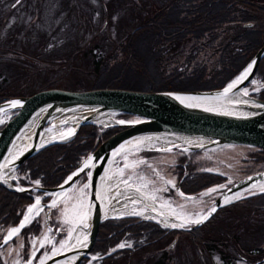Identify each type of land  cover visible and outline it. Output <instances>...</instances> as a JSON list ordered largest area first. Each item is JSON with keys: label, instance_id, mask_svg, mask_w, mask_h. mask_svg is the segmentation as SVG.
<instances>
[{"label": "rangeland", "instance_id": "1", "mask_svg": "<svg viewBox=\"0 0 264 264\" xmlns=\"http://www.w3.org/2000/svg\"><path fill=\"white\" fill-rule=\"evenodd\" d=\"M168 1L169 0H19L12 5L15 0H0V53H7L3 62H1L3 65L2 75L7 77L8 81L11 82L17 80L19 78V73L16 72V68L14 69V65H18L16 55L22 57V55L29 53V55H32L34 58L33 67L36 70V74L31 71H26V74H29L31 77L33 76V78L31 79V77H28L21 81L20 83L22 86H13L12 94L15 95L14 97L28 96L34 91L37 92L45 89L68 91L93 89V85H91V80L89 78L90 76L87 74L88 72L86 73L82 70L83 59L78 57V55L81 54L78 48L80 47L79 45L85 46L87 44L86 39L92 38V36H95L101 29L109 32L111 38L117 41L130 29L134 28L137 23L147 19ZM254 1L257 4H264V0ZM107 13L109 16H107ZM241 27L240 23L226 25L221 32L218 42L222 44L228 43L231 38L241 30ZM99 39L101 38L98 37L97 40ZM193 41L194 40L191 39L185 43L173 45L170 48L172 58L168 63L169 68L175 66V64H177L176 62L182 63L185 55L191 50ZM164 43H169V41H164ZM106 45L110 46L108 43H106ZM166 46H168V44ZM212 49H214L213 45L206 46L205 50L201 49V52L196 57L197 63L204 62L211 70L216 67L217 60V56L214 55ZM12 54L16 56V60L13 58ZM195 64L196 63L191 62L190 67ZM261 85L260 81L252 79L247 83L243 91L245 92V90H247L248 94L252 90L255 91V89L261 87ZM109 115L114 122H134L139 120L137 117L135 118L133 116L124 118L117 112L109 113ZM2 117L3 116L0 115V119ZM57 120L58 119L52 120L54 125L50 127V129L58 128L57 130L60 129V132H65L72 126L70 123L55 125ZM110 126L111 124L106 127ZM154 137L159 140L151 146L143 145L144 142H128L118 149L110 160L105 176L104 197L108 209L110 210L114 205L116 209L114 211L116 212L115 216H120L119 218L125 216L126 213L118 212V210L121 211L125 209L126 211H130L127 212V215L136 212L140 213L138 217L157 221H160L162 217V220L169 225L185 224V222L188 223V225L192 224L190 223L191 220L205 215L210 208V204L225 187L236 179H240L247 172V166L249 165L248 153L251 147L243 145H226L193 153L191 151L185 152L182 148L186 144L199 143L200 141L198 139L182 136L180 138H183V141L173 143L169 140L174 138L172 135ZM142 141H145V138ZM168 149H170V151H168ZM145 151L152 152V155H143L142 153ZM182 156L197 162V171L216 173L224 177V181L201 191L196 197L187 198L180 195L176 189L177 178L174 166L178 163L179 157ZM141 160L145 163H139ZM126 164L135 166L125 167ZM121 170H123V174H121ZM157 173H159V176ZM129 177H131V179H129ZM140 177H143V180H141ZM17 178L16 173H14L11 181L14 182ZM124 180H128L132 187L125 186L122 183ZM167 181H172V183H166ZM85 184H87L86 181L76 182L68 191H65L63 195L61 194L56 206L58 207L57 219L60 221L61 227L65 229L66 235L69 233V229H80V235L82 237L80 239H75L80 241L84 236L82 230L88 229L89 227V212L87 208L88 189H84L83 194L80 192ZM141 185H146V187H142L141 192H137L135 190L136 187ZM221 185H223V187H221ZM210 189H215V191L209 192ZM260 190L261 188H257L248 191L240 197L246 198L259 193ZM118 192L119 195L117 194ZM203 193H208V195H202ZM153 196L155 199L151 198ZM37 197H40L41 201L42 196L37 195L34 199H37ZM81 199L88 213L87 219L84 221V223L88 225L86 228H83V224L75 218V222L73 223H64V216L62 215L66 207L71 209L74 205H78ZM133 200H135L136 203H133ZM152 206L159 207L158 214L151 211ZM226 209L231 210L232 214L230 216H226L224 212L220 211L213 216L212 219L199 226L196 232L203 235L217 226H222L224 220L226 219L228 221L236 211L250 214L252 217L249 218V222L254 223L256 227L259 228L258 222L260 220L256 218V215L260 216V214L255 215L252 209L248 210V207L245 206H228ZM263 210L264 209H257L256 212L260 213ZM169 215L178 216L179 219L175 220L172 217L170 218ZM38 216H44L43 205L37 217ZM262 216L263 214H261V220ZM49 229L50 228H46L41 237L32 238L30 240L29 255H26V257H24L25 254L22 252L23 239L21 237H16V240H14L12 244H8L5 248L0 249L1 262L3 264H29V261H31V264H39L43 258L50 254L53 248L59 251L64 249V247H61V242L63 241L65 243L68 241L66 235L64 238H61L59 242H54L51 229ZM74 230L72 235L69 236V239L73 237L75 233ZM45 234H47V239H45ZM252 236L255 237L253 234ZM215 237H221V235L217 234ZM42 241V253L34 259V250ZM194 243V248L191 247L193 261H189L188 254H186L183 255L185 261H182L181 264H196L195 259L199 254L197 248L204 250L205 244L210 245V241L204 244L202 241L197 240ZM195 252L196 255H194ZM173 253L176 255L178 253V248L175 249ZM199 255L204 259L206 258L204 253ZM95 257L96 255L88 258L91 259V261L87 262V264H92V260H94ZM207 258L209 259L208 256ZM212 258L214 259V257Z\"/></svg>", "mask_w": 264, "mask_h": 264}, {"label": "trees", "instance_id": "2", "mask_svg": "<svg viewBox=\"0 0 264 264\" xmlns=\"http://www.w3.org/2000/svg\"><path fill=\"white\" fill-rule=\"evenodd\" d=\"M107 16H109L108 13ZM234 23H240L241 30L228 43H219L223 28ZM98 37L101 39L97 40ZM191 39L194 40L193 46L191 45L192 48L185 55L182 63L176 62L175 66L169 68L168 63L172 58L170 48ZM86 42L85 46L79 45L81 54L78 57L83 59L82 70L88 72L93 89L112 88L145 92H192L219 89L240 73L263 45L264 4H257L254 0H169L117 41L111 38L109 32L101 29L92 38H87ZM210 45H213L212 50L217 56L216 67L212 70L206 63L196 62L200 50H205L206 46ZM6 55L7 53H0V102L14 97L13 86H19L21 81L31 77L26 74V71L36 74L32 55L29 53L22 57L16 55V60V56L12 54L18 62V65H14V69L16 68V72L19 73V78L13 82L8 81V78L2 75L1 63ZM191 62L196 64L190 67ZM253 79H257L262 84L261 89L253 96L264 100V56L258 64ZM120 115L124 118L132 117L126 113H120ZM119 130L121 127L101 128L91 123L81 126L71 140L48 145L23 161L17 169V174L20 176L19 183L24 187L37 185L36 181L40 182L37 186L42 188L58 186L82 159ZM142 154L151 156L152 152L145 151ZM248 156L249 165L245 175L264 170V149L251 147ZM196 163L182 156L174 166L176 184L181 181L180 190L184 194L197 195L224 181L221 175L197 171ZM82 180H85L84 175ZM42 193L39 191L36 194ZM34 195L33 191L15 192L0 186V233L2 232L0 240L9 228L18 224L26 207L33 201ZM49 198V196L45 197L44 201H48ZM228 206L263 208L264 193L238 200ZM228 206L222 207L218 212L221 211L226 216H230L231 210L226 209ZM238 212L240 211H236L238 215H242ZM56 215L57 211L53 209L51 218H55ZM132 220L138 223L133 224L134 230L138 229L139 222L143 223L128 217L102 221L90 254L103 255L116 246L122 238L120 236L114 238L112 232L125 222ZM147 223L154 229L157 228V231L159 230L158 225L152 222ZM58 226L59 223L56 221V227ZM43 228L44 219L38 218L19 234V237L23 239L24 257L29 255L30 239L40 236ZM63 234L62 232L58 237L60 238ZM148 235L149 239L153 238V233L149 232ZM197 238H202L200 233ZM157 240L159 239L153 241ZM168 250L172 254L175 249ZM41 253L42 249L35 258ZM127 257L128 262L124 259L111 262L112 256L109 255L99 261H92V264H136V260L139 261L137 253ZM87 260L88 258L84 259L80 264H86ZM0 264H3L1 259Z\"/></svg>", "mask_w": 264, "mask_h": 264}, {"label": "water", "instance_id": "3", "mask_svg": "<svg viewBox=\"0 0 264 264\" xmlns=\"http://www.w3.org/2000/svg\"><path fill=\"white\" fill-rule=\"evenodd\" d=\"M263 56L264 43L248 65L237 75V77L242 75L249 69V65L252 66L247 77L239 83L236 89L245 87L252 79ZM235 79L222 88L205 91L145 92L112 88L83 91L45 89L29 96L13 97L0 102L1 113L7 111L15 112L13 117L0 129V176L6 172H14L25 159L44 147L72 139L81 126L87 123L102 125L97 123L96 119L109 113H127L140 118V120L127 124L119 122L113 124L112 126H120L123 129L111 135L94 151L89 153L60 185L52 188L36 186L23 188L24 191L41 190L46 195H51L49 202L42 203L44 207H48L54 200L55 195L61 191H68L77 182L82 173L86 172L88 175L90 172L92 174L91 177L88 176L87 180L89 184L87 196L89 212L87 240H84V242L75 240L80 239L82 236L80 235V229L74 230L73 237L68 238L69 240L64 243V249L56 252L51 250L50 254L41 260L43 264H80L82 259L88 255L96 240L99 225L104 220V205L106 201L105 199H98L97 195L102 194L104 196L103 186L107 167L114 153L129 141L149 136L172 135L174 138L184 136L200 141L197 144H186L182 148L186 152L226 145H243L264 149V100L252 95H246L244 99L232 103L234 105L233 109L224 108V105L218 103L224 97L230 96L232 89L227 93L224 90ZM177 96H204L208 101L206 103H194L186 99L178 100L176 99ZM13 102L18 103L13 105ZM79 110H83L84 114L76 122L69 135L61 139L43 141L46 130L54 125L53 119H59L66 113ZM33 121L35 123L28 142L18 154L11 156L13 148L21 140L22 135ZM65 123L70 122L61 121L60 124ZM89 157L92 159L89 161V166L85 168L84 163ZM82 168L83 171H81ZM73 173H78V175L73 176ZM70 176L73 179L66 184L65 181ZM261 182H264V170L236 180L214 200L211 209L215 207L217 211L225 204V200L229 196ZM0 185L12 191L22 192L18 191V188L12 183H10V186L4 183H0ZM177 191L180 192V182L177 185ZM260 193H264V191ZM183 196L187 198L195 197V195L186 194H183ZM215 212H211L208 219ZM49 213L50 209H47V227H49ZM23 218L24 216L11 229L19 227ZM208 219L202 223L194 224L191 228L202 225ZM29 223H25L24 227ZM10 230L0 240V249L21 232L20 230L19 233L8 238ZM56 236L57 232L53 238L55 239ZM40 247L41 245L35 250L34 254Z\"/></svg>", "mask_w": 264, "mask_h": 264}, {"label": "flooded vegetation", "instance_id": "4", "mask_svg": "<svg viewBox=\"0 0 264 264\" xmlns=\"http://www.w3.org/2000/svg\"><path fill=\"white\" fill-rule=\"evenodd\" d=\"M17 1L19 0H15L12 5ZM249 209H252L255 215L260 214V216L256 215V218L260 220L258 222L259 228L254 223L249 222V218L252 217L250 214L240 211L238 213L242 215H238L234 212L228 221L224 220L222 226H217L204 233L199 239L197 238L199 233L194 230H187L188 227L186 229L172 228L153 222L159 227L157 231V228L154 229L150 226L147 220L138 216H126L143 221V223L139 222V227L136 230L133 229L134 220L125 222L120 228L114 229L112 232L114 238L120 236L122 239L110 251L109 255L112 256L110 261L124 259L128 262L127 256L137 253L139 261L136 260V264H181L182 261H185L183 255L186 254H188L189 261H193L191 247L194 248L193 244L198 240L204 244L210 241V245L205 244L204 250L197 248L199 254L204 253L206 258L204 259L198 254L195 259L196 264H264V210L260 213L256 212L257 209H264V207H248ZM261 214H263L262 220L260 219ZM169 217L175 220L179 219L178 216L174 215H169ZM149 232L153 233L152 239H149ZM217 234H220L221 237H215ZM155 239L159 240L155 242L153 241ZM120 242L125 247L120 248ZM173 248H178L176 255L169 253L168 249Z\"/></svg>", "mask_w": 264, "mask_h": 264}, {"label": "bare ground", "instance_id": "5", "mask_svg": "<svg viewBox=\"0 0 264 264\" xmlns=\"http://www.w3.org/2000/svg\"><path fill=\"white\" fill-rule=\"evenodd\" d=\"M244 74V73H243ZM242 75L238 76L234 81H237L238 78H240ZM234 81H232L230 84H232ZM240 83V82H239ZM236 84L235 87L232 88V92L230 94V96H227V97H224V99L218 101L219 104H222L224 105L225 107L224 108H227L229 107L230 109H233L234 108V105L232 104L233 102H236V101H239V100H242L245 98V95L243 94V88H240V89H236V87L239 85ZM185 98H191V99H186V100H189L191 102H194V103H206L208 101L207 98H205L204 96H185ZM211 101V100H210ZM209 101V102H210ZM228 105V106H227ZM83 110H79V111H76V112H69V113H66L65 115H62L61 117H59V119L57 120L56 122V125L57 124H60L61 121L62 122H65V121H69L71 123V128L65 132H60L59 130L53 128V129H48L46 130L45 132V136H44V139L43 141H49V140H54V139H61V138H65L67 135H69V133L72 131L74 125L76 124V122L80 119V117L83 115ZM96 122L97 123H101L102 125H109V124H112V123H115L113 119L110 118V115H105V116H102L100 118H97L96 119ZM34 123L35 121H33V123L27 128V130L24 132V134L22 135L21 137V140L16 144V146L13 148V151H12V155L11 156H14L15 154H18L20 152V150L26 145V143L28 142L30 136H31V133L33 131V126H34ZM64 125V124H63ZM68 125V124H67ZM60 127V126H59ZM145 138V141H142L144 140ZM159 139L154 137V136H149V137H143V138H139V139H135V140H131L129 141L130 143L133 141V143H137V142H144L143 145H147V146H151L153 143L157 142ZM170 141H172L173 143H177L178 141H183V138H171L169 139ZM186 140V139H184ZM132 149V147H131ZM12 175L13 173L12 172H6L4 174H2L0 176V183H4L6 185H10L11 183V179H12ZM119 185V184H118ZM116 187V186H115ZM261 187H264V182H261V183H258L256 185H253L251 187H248V188H245L231 196H229L226 200H228L230 202L232 201H235L236 199H238L240 196H242L244 193L248 192V191H252V190H255L257 188H261ZM112 190V189H111ZM63 193V191L61 192H58L56 195H55V199H59L61 197V194ZM112 193V192H111ZM114 193V192H113ZM107 197V196H106ZM225 200V201H226ZM61 201V200H60ZM59 202V201H58ZM36 203V200L34 201V203L32 205H30L28 207V209L30 207H32L34 204ZM228 203H225V204H228ZM108 205L106 204V208L104 209V216H113L116 214V212H114L116 209L114 208V205L113 207H111V209L109 210ZM42 208V205H41V202H40V205H38L36 208L33 209L32 213H29L28 212V209L25 213V215H28L30 220L29 222L40 212ZM151 211L158 214V210H159V207L158 206H152L151 207ZM154 208V209H153ZM118 212H121V213H127V212H130L129 210H121V211H118ZM132 212V211H131ZM151 212V213H152ZM24 215V217H25ZM161 217V216H160ZM23 221H24V218H23ZM22 221V222H23ZM161 222H165L162 220V217H161ZM75 222V221H74ZM28 223V222H27ZM166 223V222H165ZM84 228V227H83ZM88 229H85V230H82L83 231V238L81 240V242H84V237L87 236L88 232H87Z\"/></svg>", "mask_w": 264, "mask_h": 264}, {"label": "snow or ice", "instance_id": "6", "mask_svg": "<svg viewBox=\"0 0 264 264\" xmlns=\"http://www.w3.org/2000/svg\"><path fill=\"white\" fill-rule=\"evenodd\" d=\"M251 67H252V66L249 65V69L246 70V72H245L244 74H242V76H241L240 78H238L237 81H234L232 84H229L228 87L225 88L224 92H225V93L229 92L233 87L236 86V84H238V83L241 82L243 79H245V78L247 77V75H248V72L251 70ZM244 94L247 95V90H245ZM176 99H178V100H183V99H191V98H185V97H179V96H177ZM16 103H18V102H13V105H15ZM120 123H123V121H120ZM168 151H170V149H168ZM91 159H92V158L89 157L88 160L85 161V163H84V167H85V168H87V167L89 166V161H90ZM139 163L143 164V163H145V162L141 160V161H139ZM134 166H135V165H128V164L125 165V167H134ZM81 171H83V168L81 169ZM121 174H123V170H121ZM75 175H78V173H73V176H75ZM91 175H92V174L89 172V173H88V176L91 177ZM157 175L159 176V173H157ZM72 179H73L72 176L68 177V180L65 181V183L67 184V183H68L69 181H71ZM129 179H131V177H129ZM140 179L143 180V177H140ZM161 179H162V177H161ZM39 183H40L39 181H36V184H37V185H39ZM122 183H123L125 186H127V187H132V186L129 184V181H128V180H124V181H122ZM166 183L171 184L172 181H167ZM61 187H63V186H61ZM88 187H89V184H85V185H84V188H82V189L80 190L81 194H83L84 189H87ZM142 187H146V185L138 186V187H136L135 190H136L137 192H141V188H142ZM221 187H223V185H221ZM17 190H18V191H24V189H22V188H18ZM212 191H215V189H210V190H209V192H212ZM261 191H264V187H261ZM117 194L119 195V192H118ZM62 195H63V193H62ZM180 195H183V193H180ZM202 195H208V193H203ZM97 198H98V199H101V200L105 199V197H104L102 194H98V195H97ZM151 198H152V199H155L154 196L151 197ZM40 202H41V201H40V197H37V199H36V203H35L32 207H30V208L28 209V212H29V213H32L33 209L36 208L38 205H40ZM132 202H133V203H136L135 200H133ZM228 202H229L228 200L225 201V203H228ZM56 206H57V200H55V199L52 201V203H51L50 205H48L49 208H55ZM85 207H86V206H85V204H84V202H83L82 199L80 200V203H79L78 205H74L71 209H69V208L66 207V208L63 210V212H62V215L64 216V223H66V224H68V223H73V222H74V218H75L76 220H78L80 223L83 224V227H85V228L88 227L87 223H84V221H86L87 216H88V213H87V211L85 210ZM215 211H216V208L213 207V208L211 209V211H210L208 214H206V215H204V216H202V217H200V218H197V219L191 220L190 223H194V224L202 223L204 220L208 219V216L211 215V212H215ZM132 214L139 215L140 213H136V212H134V213H132ZM29 220H30L29 216H28V215H25V217H24V221L21 223V225H20L19 227H17V228H13V229L10 230V232L8 233V238H11L13 235L19 233L20 230L24 227L25 223L29 222ZM170 226H171L172 228H177V227L183 228V227H185L186 225H185L184 223H181V224H171ZM49 230H50V229H49ZM73 230H74V229H69V233H68L69 236L72 235ZM45 239H47V237H45ZM84 239L87 240V237L85 236ZM41 244H42V246H43V241L41 242ZM64 246H65V244H64V242L62 241V242H61V247H64ZM119 247H120V248H123V247H125V245H124V244H120ZM53 251L56 252V251H58V250L55 249V248H53ZM29 264H31V261H29ZM41 264H43V261H41Z\"/></svg>", "mask_w": 264, "mask_h": 264}]
</instances>
